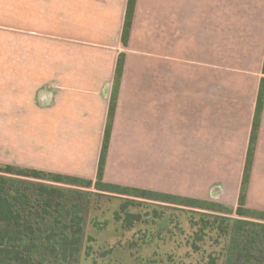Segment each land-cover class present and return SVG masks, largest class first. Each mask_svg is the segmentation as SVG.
<instances>
[{
    "label": "crops",
    "instance_id": "crops-1",
    "mask_svg": "<svg viewBox=\"0 0 264 264\" xmlns=\"http://www.w3.org/2000/svg\"><path fill=\"white\" fill-rule=\"evenodd\" d=\"M128 3L0 0V164L94 180L109 124L103 182L235 206L264 0H134L123 44ZM255 130L245 207L264 212V95Z\"/></svg>",
    "mask_w": 264,
    "mask_h": 264
},
{
    "label": "trees",
    "instance_id": "trees-1",
    "mask_svg": "<svg viewBox=\"0 0 264 264\" xmlns=\"http://www.w3.org/2000/svg\"><path fill=\"white\" fill-rule=\"evenodd\" d=\"M133 2L134 0H129L128 3L122 33L123 44L126 43L129 34ZM122 62L123 58L121 55L116 68L117 79L121 75ZM263 95L264 78L260 81L257 95L256 121L261 112ZM113 110L114 102L110 106L111 116ZM256 121L251 132L238 203L235 208H229L212 201L180 197L103 182V169L109 144V124L103 137L94 180L0 164V173L3 174L0 175V264H42L40 261H37L40 257L39 252L34 253L32 251L37 243L42 240L36 235V229L32 227L29 220L31 205L25 192L27 187L17 186L13 191L12 188L15 182L7 177V175L17 178L46 180L61 186L92 189L101 193L117 194L130 197L131 199L149 200L195 210L225 212L226 215H233L235 219L231 223L227 222L225 227L221 228L222 232L228 236L223 264H264V212L253 211L245 207L249 167L253 156V144L256 139ZM36 192V195L42 200V202L40 201L42 206L40 212L47 215L51 211L53 212V210L59 212L60 206L63 204L62 200L64 199V190L62 188L42 185L36 187ZM131 203L132 201H126V203L120 206V211L125 214L123 221L127 227L132 226L134 222L140 220L138 214L126 212ZM80 211L81 207L77 204L72 205V209L65 210V216L62 220L58 216L53 218L52 226L45 229L46 234L41 244H44L46 251L49 250L54 254V258L48 264H59L60 262L69 264L71 260H75L80 251L83 238L84 218L79 213ZM115 218L117 220L120 219L118 213L115 214ZM222 221L224 222L225 219L222 218ZM34 255H39V257L35 258ZM210 264H215V260L212 259Z\"/></svg>",
    "mask_w": 264,
    "mask_h": 264
},
{
    "label": "rangeland",
    "instance_id": "rangeland-1",
    "mask_svg": "<svg viewBox=\"0 0 264 264\" xmlns=\"http://www.w3.org/2000/svg\"><path fill=\"white\" fill-rule=\"evenodd\" d=\"M7 177L15 182L13 191L17 186L27 187L25 192L31 205L29 220L42 241L53 218L58 216L62 220L65 210L72 209L74 204L81 207L82 243L75 260L69 264H210L212 259L215 264L224 263L228 236L221 228L235 219L233 215L61 186L46 180ZM42 185L64 190L59 212L53 210L48 215L40 212L42 200L36 195V187ZM126 201H132L126 212L140 216L130 227L125 226V214L120 211ZM209 201L222 204L216 198ZM116 213L120 217L118 220ZM42 241L32 251L40 254V257L34 255L39 257L37 261L48 264L54 254L46 251Z\"/></svg>",
    "mask_w": 264,
    "mask_h": 264
}]
</instances>
